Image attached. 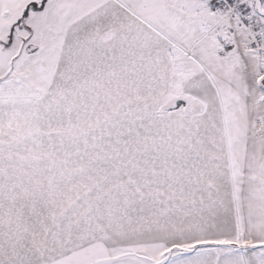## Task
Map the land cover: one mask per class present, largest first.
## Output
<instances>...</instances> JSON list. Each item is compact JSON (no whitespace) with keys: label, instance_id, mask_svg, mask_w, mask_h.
Instances as JSON below:
<instances>
[{"label":"snow or ice","instance_id":"1","mask_svg":"<svg viewBox=\"0 0 264 264\" xmlns=\"http://www.w3.org/2000/svg\"><path fill=\"white\" fill-rule=\"evenodd\" d=\"M0 264H264V0H0Z\"/></svg>","mask_w":264,"mask_h":264}]
</instances>
